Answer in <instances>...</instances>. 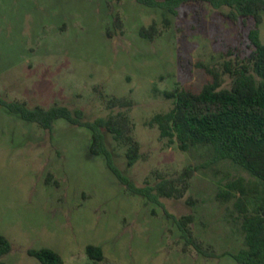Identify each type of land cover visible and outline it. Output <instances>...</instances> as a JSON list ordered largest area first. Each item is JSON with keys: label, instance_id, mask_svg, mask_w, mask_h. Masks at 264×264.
Masks as SVG:
<instances>
[{"label": "rangeland", "instance_id": "1", "mask_svg": "<svg viewBox=\"0 0 264 264\" xmlns=\"http://www.w3.org/2000/svg\"><path fill=\"white\" fill-rule=\"evenodd\" d=\"M207 2L177 16L136 0H0V97L28 108L82 110L84 121L126 114L140 144L129 167L128 145L105 134L116 167L137 187L175 180L181 198L133 195L106 157L91 152L92 132L64 119L53 130L0 106V235L12 245L0 264H42L30 250L50 249L64 264H239L245 248L236 199L220 193L249 174L224 161L207 165L211 148L184 152L161 139L150 120L173 108L164 91L199 93L207 67L247 57L253 18L231 17ZM155 26L153 39L141 36ZM264 43V15L260 26ZM131 107L111 108V100ZM195 168L188 186L178 183ZM191 216L194 244L177 220ZM100 247L101 262L88 246Z\"/></svg>", "mask_w": 264, "mask_h": 264}, {"label": "trees", "instance_id": "2", "mask_svg": "<svg viewBox=\"0 0 264 264\" xmlns=\"http://www.w3.org/2000/svg\"><path fill=\"white\" fill-rule=\"evenodd\" d=\"M136 1L163 10L166 21L167 15L177 16L180 7L195 2H207L214 9L227 7L229 15L236 19L255 20V27L248 36L252 51L247 57L225 60L220 69L207 67L209 80L199 93L186 89L164 91L163 97L173 101V108L167 113L156 114L149 125L156 126L161 139H166L170 145L177 144L181 151L198 146L211 148L213 156L207 165L228 161L249 174V180L241 177L227 184V189L220 196L225 201L236 199L234 207L242 220L245 248L232 257L239 264H264V43L260 37L264 0ZM156 32L155 26L143 28L141 36L153 39ZM131 105L127 100H111V108ZM0 106L50 132L59 119L88 128L92 132L91 152L106 157L110 170L133 195L153 201L160 197H183L184 190L176 187L175 180L162 179L153 187L140 188L116 167L113 154L107 147L106 133L128 145L126 158L129 167L139 159L140 144L132 137L131 122L124 113L88 122L84 121L82 110L73 112L63 106L47 110L40 107L30 109L24 103L8 102L1 97ZM194 172L195 168L189 166L178 177L183 189L187 188ZM192 221L191 216H184L177 220V224L187 244L196 246L188 228ZM11 250L9 240L0 235V259ZM28 254L42 264H64L62 258L50 249L30 250ZM87 255L90 261L101 262L104 259L103 250L92 245L87 247Z\"/></svg>", "mask_w": 264, "mask_h": 264}]
</instances>
